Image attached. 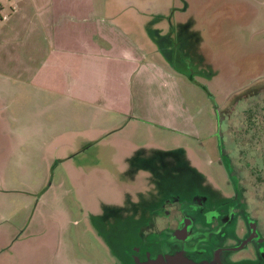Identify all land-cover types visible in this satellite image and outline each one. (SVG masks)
Returning <instances> with one entry per match:
<instances>
[{"label":"rangeland","instance_id":"1","mask_svg":"<svg viewBox=\"0 0 264 264\" xmlns=\"http://www.w3.org/2000/svg\"><path fill=\"white\" fill-rule=\"evenodd\" d=\"M97 1L99 7H103V0ZM137 1L145 7L152 0ZM186 1L188 14L194 16L212 52L211 59L217 62L220 72L213 77L194 76L191 79L167 69L154 52L149 53L153 43L143 34L140 25H134L137 23L134 11L125 14V19L133 22L128 32H122L118 27L107 28L106 32L102 24L105 22H98L99 29L106 32L108 39H129L127 44L132 58L129 63L112 56L107 60L105 55L92 59L99 67L96 84L102 86L105 80L103 89L111 96L107 98L111 100V108L105 112L109 113H100V117H112L117 130L97 137L111 138L109 144L122 140L133 145L148 142L168 149L184 147L205 177L219 189L232 192L231 177L220 157L218 136L221 133L223 153L230 160L232 174L241 187L248 210L264 226V81L257 91V83L251 85L249 78L252 69L257 73L258 66L264 76V0ZM65 14L61 25H68V33L84 26V14L76 17L79 21L72 22L67 20L69 8ZM91 30H95L94 27ZM137 38L139 40L134 43L133 39ZM66 40L73 43L70 37ZM27 42L28 39L11 47L4 45V50L11 48L14 52L25 53L44 44ZM139 47H143V51ZM78 49L82 50V47L78 45ZM103 53L108 54L106 50ZM71 60L74 61L73 57ZM113 64L124 65V77L117 73ZM23 78L26 79L22 81ZM27 78L25 75L19 82L13 79L17 88L13 100L9 101V109L16 118H10L12 121L7 118L11 124L6 127L19 134L0 135L1 156L7 163L0 166V264H107L106 247L92 231L98 227L97 220L83 213L89 210L82 208L76 200L70 183L63 182L64 170L75 167L72 160L68 167L61 161L62 149L67 145L63 144V139L51 140L43 133L25 132L28 120L30 123L49 122V128L43 125L39 132H57L71 126L84 128L86 123H79V113L71 118L61 107L46 111L43 98L31 101L36 93L26 91ZM118 79L123 84H119ZM244 84H250L246 90L253 94L244 98L245 92L238 93L239 96L231 98L225 108L226 95ZM121 93L123 97H118ZM119 101L123 103L119 104ZM216 106L221 107L217 115ZM64 120L78 123L68 125ZM96 124L103 125L101 121ZM3 127L4 124L0 125V130ZM101 148L108 149L105 145ZM151 158L156 164L154 168L159 169L158 174L164 175L161 169H165L167 163L159 155ZM73 172L77 173L76 170ZM54 227L58 233L56 237L52 236Z\"/></svg>","mask_w":264,"mask_h":264},{"label":"flooded vegetation","instance_id":"2","mask_svg":"<svg viewBox=\"0 0 264 264\" xmlns=\"http://www.w3.org/2000/svg\"><path fill=\"white\" fill-rule=\"evenodd\" d=\"M188 8V1L177 0L166 11L156 8L146 13V34L154 53L173 73L191 79L213 77L220 67L211 59L209 45ZM260 68L249 76L257 91L264 81ZM249 85L226 95L224 107L238 93L245 92L244 98L252 95L246 90ZM220 108H214L216 115ZM218 138L226 167L225 160H230L223 153L221 133ZM83 152L74 151L61 161H86L92 155L98 162L97 171L81 172L92 182L89 187L74 180L85 188L77 198L82 208L95 201L94 210L83 213L97 220L92 231L106 247L107 264H264V226L248 210L239 183L231 180L232 192L219 189L193 163L188 149L114 140L107 150ZM158 155L168 166L161 169L164 175L154 168L151 157ZM63 182L73 187L67 170Z\"/></svg>","mask_w":264,"mask_h":264},{"label":"crops","instance_id":"3","mask_svg":"<svg viewBox=\"0 0 264 264\" xmlns=\"http://www.w3.org/2000/svg\"><path fill=\"white\" fill-rule=\"evenodd\" d=\"M84 1L85 4H83ZM102 2H104L103 7L101 5L99 7L97 0H74L71 3L65 2V0H0V125L4 124L2 130H0V135L5 134L7 137H12V134H19V132L6 127V124H11L9 122L10 118H16L12 115L11 108L9 109V101L13 100L17 88V85L13 83V79L16 78L19 82L22 80L21 77L27 75L29 79L27 78L26 91L36 93L31 101L35 102L36 98H43V106L47 107L46 111H50L56 106L61 107L66 110L64 113H67L71 118L79 113L77 115L78 120L81 119L79 123L86 124L84 128L74 129L71 126L57 132L49 130L39 132L43 125L48 127L49 122L37 121L30 123L28 120L25 123L28 127L25 132L43 133L51 140L63 139V144L67 145V148L63 147L62 149L63 157L74 151L85 150L82 154L87 155L88 153L94 154L95 150L104 145L108 149L112 147V144H109L111 138L98 139L97 137L99 134L112 131L115 133L117 130L112 117H100V113H109V111L105 112L111 108L109 106L111 100L107 99L111 96L107 94L106 89H103V85L106 87L105 80L102 86L96 84L95 77L99 73V67L96 62H92V59L105 55L104 58H107V60L112 56L113 59L129 63L132 58L131 49L127 44L129 39H121V37L117 40L108 39L106 35L107 28L118 27L122 32L130 31L133 22L129 18L125 19V14L134 11V19L137 21L134 25L136 27L140 25V29L145 35L146 13H150L156 8L167 10L173 3H177V0H152L145 7L140 6L137 0H118V3L114 0L112 3L109 0H103ZM67 8H69V14H67L69 19L67 20L71 22L72 20L79 21L76 17H80L82 14L85 16L82 20V22H85L84 26H80L73 33L67 32L68 25H61V19L64 21L66 18L65 10ZM23 12L24 14H20ZM100 21L105 22L102 24L106 27V32L99 29L98 22ZM83 27L87 28L84 32L81 30ZM93 27L95 30H91ZM125 27L126 29H124ZM136 33L139 35L138 32ZM67 37L73 39V43L67 42ZM99 37L102 39H99ZM27 39V43L41 41L44 44L37 50L34 47L33 50L28 49L25 53H21L19 50L14 52L11 48L4 50V45L11 47V45L26 42ZM136 40H139V38L133 39V42L135 43ZM72 44L76 46H72ZM78 45L82 47V50L78 49ZM114 49H117V51L115 52ZM139 49L143 51L144 48L139 47ZM105 50L108 52L107 55L103 53ZM153 52L154 46L149 53L152 55ZM62 53H64L63 56H61ZM72 57L74 61L71 60ZM112 66L119 75L124 77V65L113 64ZM107 67L108 65H106ZM132 72L138 73L136 70ZM25 79L23 78L22 81ZM118 81L119 84H123L121 79H118ZM99 90L102 94L99 93ZM40 94H43V96ZM29 97H32V94ZM118 97H123V93L119 94ZM121 103L123 101H119V104ZM97 121H101L103 125L98 126ZM29 123L31 126H28ZM74 123L78 122L74 120L68 125ZM1 155L3 153L0 151V166L2 167L7 163ZM70 162H72L71 159L66 160L63 165L68 167ZM97 164L98 162L94 161L93 156L90 155L86 161L84 159L75 161L73 163L75 167L65 169L71 175V184L74 187L77 201L81 193L85 192V188L82 186L88 185L87 187H89L92 183L89 184L81 172L87 169L97 171ZM74 170L77 173H74ZM78 172L81 174H78ZM74 178L79 179L78 182L82 186L79 187L80 184L78 185ZM86 195H89V193H86ZM94 202V200L88 201L85 203V207L87 206L89 211L94 210ZM54 228L52 236L56 237L58 233L56 227Z\"/></svg>","mask_w":264,"mask_h":264},{"label":"trees","instance_id":"4","mask_svg":"<svg viewBox=\"0 0 264 264\" xmlns=\"http://www.w3.org/2000/svg\"><path fill=\"white\" fill-rule=\"evenodd\" d=\"M224 160H225V159H224ZM224 163L226 164L227 172H228L229 176H230L232 179H234V181H236L234 175L232 174V170H231L230 163H229L227 160H225Z\"/></svg>","mask_w":264,"mask_h":264},{"label":"water","instance_id":"5","mask_svg":"<svg viewBox=\"0 0 264 264\" xmlns=\"http://www.w3.org/2000/svg\"><path fill=\"white\" fill-rule=\"evenodd\" d=\"M231 180L233 181V179L231 178ZM233 184H234V182H233Z\"/></svg>","mask_w":264,"mask_h":264}]
</instances>
